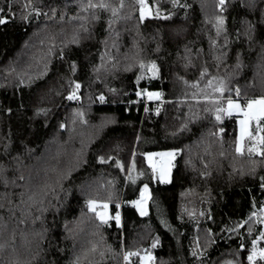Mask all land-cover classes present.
<instances>
[{
	"label": "trees",
	"instance_id": "obj_1",
	"mask_svg": "<svg viewBox=\"0 0 264 264\" xmlns=\"http://www.w3.org/2000/svg\"><path fill=\"white\" fill-rule=\"evenodd\" d=\"M207 1L147 0L153 15L141 21L136 0H123V8L121 0H103L108 9L87 12L80 5L88 0H32L40 15L28 20L21 19L31 12L25 0H0L8 18L0 24V264H141L144 254L148 264H249L264 228L251 216H261L264 157L248 154L247 137L237 153V116L217 120L221 105L203 97L217 95L220 79L225 101L237 87L243 101L264 96V2L218 7L215 0L225 18L217 35ZM79 16L87 20L71 19ZM74 81L79 99L68 100ZM144 89L162 96L136 95ZM91 126L95 134H79L93 133ZM166 149L179 151L171 180L162 183L143 154ZM144 184L141 216L128 202ZM88 200L108 204L107 223L96 214L103 207L90 211ZM125 252L139 255L125 261Z\"/></svg>",
	"mask_w": 264,
	"mask_h": 264
},
{
	"label": "snow or ice",
	"instance_id": "obj_2",
	"mask_svg": "<svg viewBox=\"0 0 264 264\" xmlns=\"http://www.w3.org/2000/svg\"><path fill=\"white\" fill-rule=\"evenodd\" d=\"M262 2H264V0H262ZM136 3L139 5V18L141 21H143L145 19L146 16H152L153 13L151 11V9L149 8L148 4H147V0H136ZM173 4L177 3V0H172ZM225 4V0H218V7L222 6ZM123 0H121L120 3V8H123ZM253 6H255V0H253ZM9 7V11L11 12V3H9L8 5ZM96 8H101V9H108L109 5L105 2H103V0H101L100 3H93L92 0H88L87 4H81L80 5V10L87 12L89 9H96ZM23 9L27 10V9H31V12H27L24 11L22 12L21 15V19L23 20H28L29 16L32 13H35L36 15H40V9L37 8L32 0H25V3L23 4ZM221 12L223 11V7H220ZM53 14L55 15V9L52 10ZM112 11V15L114 17H118V9L116 7H113L111 9ZM3 12V9H0V13ZM15 15V13H13V16ZM155 15L157 17L160 16V11L157 10L155 12ZM171 13H168V16H170ZM167 18V17H165ZM7 17L0 15V24H5L7 22ZM61 19H63V14L61 15ZM71 19H79L81 21H86L87 17L86 16H79V17H71ZM93 19H98V17L93 16ZM112 21H109V25L111 26ZM225 23V18L223 16H217L216 17V29H217V35L220 34L223 26ZM252 26L249 25V28H251ZM80 28L87 32L88 28L85 26V24H81ZM251 38V37H250ZM213 44H215V41L212 42ZM61 55H63V52H61ZM75 62H73L72 64V69L73 71H75ZM145 65L143 62H141V68H144ZM94 70H98V69H94ZM148 71L152 73L153 76H156L159 72V68L156 65L155 61H152L150 63V65L148 66ZM206 71V70H205ZM205 71L201 72V76L203 77L205 75ZM142 77L138 76L137 77V81H139ZM23 83V81H21ZM74 84V87L72 88V91H70L68 93L67 99L68 100H78L79 96L77 95L78 90L80 89L81 85L79 82H72ZM213 81L209 80L208 82V86H212ZM198 86V85H195ZM225 82L223 79L219 80V86L217 87H213V92L216 93L217 95H214L212 97L209 96H204L203 98L205 100H211V102L216 105L219 104L221 105L220 107H216L215 111L217 113L216 115V119L220 120L222 118V115H228L231 116L234 112L236 113H242L243 114V118L239 119L237 122L240 125V135L237 137L236 140V152L243 154V152L245 151V146H244V140L245 137H247V139L251 142L249 143L248 147H247V152L249 155H260L262 157H264V135H260V132L262 130H264V125H262L260 123V121L262 119H264V96L258 97L256 99H248L246 101V103L244 105H241L238 97L240 95V90L237 87L236 88V96L237 99H232L230 96L226 99L223 98V93L225 91ZM137 96H141V95H146L148 100H153L156 98H159L162 96L161 92H157V91H148L147 89H144L142 92L141 91H137L136 93ZM99 99L101 101L104 100V96L103 94H101L99 96ZM226 103V107L224 106ZM148 109L145 108V111H147ZM8 111H11L10 109ZM46 111L45 109H38L37 112H44ZM157 111H159L157 109ZM81 117H83V113L80 112L78 113ZM255 121L256 122V135L254 136L253 133L249 130L250 126L252 124V122ZM61 128H64L65 125L63 123L60 124ZM221 131H223V129H221ZM179 150H172L169 152H161V153H153V152H146L143 155L147 158L148 160V164L152 169L153 172V179L156 178V172L157 170L159 171L160 174V180L161 182H165V180L167 179L168 176V171H169V164L161 159L160 161H154L153 157H167V158H171L173 157V153L177 152ZM109 159H111V157H109ZM100 160L103 161L104 158L100 157ZM117 164L119 165L120 162L117 161ZM123 166L121 165V168ZM21 179H23V177H21ZM5 184H7V180L4 181ZM261 188L264 189V182L261 183ZM148 191V185L144 184L143 187L140 189V198L138 200H132L129 201L128 203L133 204L134 206H136L137 211L140 213L141 216H144L147 214L146 212V203H147V196L146 193ZM87 204L89 206V210L95 212L96 211V205H101L105 210H107L108 208V204L106 202H101V201H96V200H88ZM117 209H119V205H117ZM97 216L99 217V219L103 222V223H107L109 217L107 215V212H96ZM260 214L261 216H264V202H262L261 204V208H260ZM201 215H203V213H201ZM252 217H257V222L264 225V218H261V216H258L256 211H253L251 213ZM251 218V217H250ZM115 220L117 225L120 224V213L119 211L116 212L115 215ZM245 223V221H241L240 223L237 224V228H240L243 224ZM236 229H229V231H235ZM253 231L252 227L249 226L248 227V232L249 234H251ZM208 232H211V229L208 230ZM198 239L197 238V242H196V248H199L200 245L198 243ZM258 240H264V228H261L259 236H257L256 240L252 241V248L248 253L247 256V260L249 261V264H256V258L259 257L260 260H264V248H257V241ZM155 246V244L153 245ZM241 248L244 247L243 242H241L240 245ZM134 255H139L138 252H125L124 253V259L125 261H127L129 259V257L134 256ZM193 255H196L195 250L193 251ZM149 259H151V254H149ZM141 264H144V258L141 257ZM230 264V262H229Z\"/></svg>",
	"mask_w": 264,
	"mask_h": 264
},
{
	"label": "rangeland",
	"instance_id": "obj_3",
	"mask_svg": "<svg viewBox=\"0 0 264 264\" xmlns=\"http://www.w3.org/2000/svg\"><path fill=\"white\" fill-rule=\"evenodd\" d=\"M207 1V0H206ZM214 5H215V0H208L207 2H205V10H206V20L208 21V20H210V19H213V20H216V17L217 16H221V12H219L217 9H214ZM129 6V5H128ZM126 7H127V5H126ZM119 45L117 44V45H113V44H111V45H109V50H111V51H113L114 49H118V51H119ZM116 47V48H115ZM116 49V50H117ZM109 50H107V52L108 53H110V51ZM128 51V49H126V50H124V52H127ZM111 54V53H110ZM144 64H145V66H146V61L144 62ZM150 65V64H149ZM232 99H237V97L236 98H232ZM239 99V98H238ZM250 99H256V98H250ZM239 101H240V103H241V105H244L245 103H246V101H243V100H241V99H239ZM225 107H226V103H225ZM87 114H89V113H87ZM232 115H236L237 116V119L239 120V119H242L243 118V114L242 113H236V112H234ZM105 121V120H104ZM99 122H100V124H101V126H102V119L101 120H99ZM255 121H253L252 123H254ZM256 123V122H255ZM98 124V122H96V124H94V126H96ZM90 126V125H89ZM251 126H252V124H251ZM251 126H250V131H251ZM87 127H88V125H87ZM98 127V126H97ZM91 129H92V131H93V128L94 127H90ZM88 131L86 132V133H83V132H81V131H79V134H95L94 133V131H93V133L89 130V128L87 129ZM240 135V125L238 124V136ZM237 136V137H238ZM246 138V137H245ZM245 141V140H244ZM244 143V142H243ZM169 151H172L171 149H166V150H160V151H155V152H153V153H161V152H169ZM175 157H176V152H174L173 153V157H171V158H167V157H164V158H161V157H153V160L154 161H159V160H161V159H163V160H165L168 164H169V171H168V176H167V179L165 180V183L166 182H169L170 180H171V176H172V170H173V167H174V159H175ZM147 162H148V160H147ZM156 178L157 179H159L160 180V174H159V171L157 170V172H156ZM161 181V180H160ZM146 196H147V203H146V211H147V209H148V195H147V193H146ZM107 212V215H108V217H109V208H107V210H105L104 208L103 209H101V212ZM263 218H264V216H262ZM132 257V256H131ZM131 257H129V259L131 258ZM149 255L148 254H144L143 255V258H144V264H148L149 263ZM122 259L123 260H125L124 259V255L122 254ZM229 262H230V264H238L235 260H233V259H226L222 264H229Z\"/></svg>",
	"mask_w": 264,
	"mask_h": 264
},
{
	"label": "built area",
	"instance_id": "obj_4",
	"mask_svg": "<svg viewBox=\"0 0 264 264\" xmlns=\"http://www.w3.org/2000/svg\"><path fill=\"white\" fill-rule=\"evenodd\" d=\"M160 161V160H159Z\"/></svg>",
	"mask_w": 264,
	"mask_h": 264
}]
</instances>
